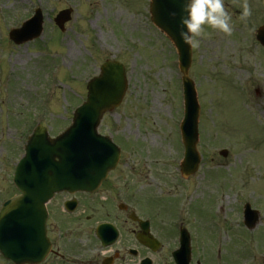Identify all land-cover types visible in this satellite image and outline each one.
<instances>
[{"label": "rangeland", "instance_id": "rangeland-1", "mask_svg": "<svg viewBox=\"0 0 264 264\" xmlns=\"http://www.w3.org/2000/svg\"><path fill=\"white\" fill-rule=\"evenodd\" d=\"M32 1L35 4L0 0V181L9 182L8 194L14 192L10 178L34 126L40 123L54 135L64 131L85 99L86 82L108 59L124 65L128 80L122 104L103 117L98 129L121 150L119 169L112 175L137 181L147 176L154 193H165L167 185L155 177L167 172L178 177L173 165L183 159L178 133L183 120L181 75L173 46L147 19L143 0ZM247 2L252 15L245 22L239 17L245 0H225L233 13L232 34L206 26L201 47L191 48L188 76L202 109L198 151L203 164L193 181L210 188L211 184L203 185L208 181L203 176L212 174L221 180L216 198L232 183V196L247 195L249 203L262 205L264 54L255 31L264 24V1ZM33 7L45 18L42 37L16 46L8 40L9 27H19ZM67 7L74 13L60 33L52 19ZM222 149L228 152L225 159L218 155ZM167 190L166 196L177 197L176 186ZM209 200L198 210H214ZM178 209L174 203L150 210L168 214ZM204 225L215 232L217 255L220 244H235L237 229H213L208 217Z\"/></svg>", "mask_w": 264, "mask_h": 264}, {"label": "flooded vegetation", "instance_id": "flooded-vegetation-1", "mask_svg": "<svg viewBox=\"0 0 264 264\" xmlns=\"http://www.w3.org/2000/svg\"><path fill=\"white\" fill-rule=\"evenodd\" d=\"M155 178L167 185L166 195L177 184V199L156 196L147 176L137 181L111 174L95 192L54 197L46 206L49 250L36 264H264V206L248 209L246 197L232 196V183L231 192L216 198L221 180L213 176L203 177L210 188L193 181L196 175L176 182L169 175ZM9 198L8 182L1 180L0 209ZM208 198L215 209L199 211ZM174 203V213L151 211L153 204ZM207 217L213 229H237L235 244H220L218 255L215 232L204 225ZM0 264L15 263L0 254Z\"/></svg>", "mask_w": 264, "mask_h": 264}, {"label": "water", "instance_id": "water-1", "mask_svg": "<svg viewBox=\"0 0 264 264\" xmlns=\"http://www.w3.org/2000/svg\"><path fill=\"white\" fill-rule=\"evenodd\" d=\"M151 19L173 42L183 73L185 118L182 124L186 158L182 172L188 175L196 169V120L198 107L192 82L187 78L190 48L179 37V10L181 0H152ZM172 12L178 15L173 18ZM23 25L24 35L10 34L16 44L36 38L41 31V17ZM70 20V11L61 12L55 19L60 30ZM28 27V28H26ZM257 40L264 46V26L257 31ZM126 89L123 67L106 62L100 76L87 85V101L74 111L72 124L54 141L47 139L42 130L34 132L25 148V157L18 164L14 183L20 197L4 205L0 214V251L19 250L13 254L21 262L32 263L45 254L44 204L54 193L94 189L106 173L113 169L118 150L106 138L97 135L96 128L103 113L117 107ZM223 156L226 154L223 153ZM88 178H85V177Z\"/></svg>", "mask_w": 264, "mask_h": 264}, {"label": "clouds", "instance_id": "clouds-1", "mask_svg": "<svg viewBox=\"0 0 264 264\" xmlns=\"http://www.w3.org/2000/svg\"><path fill=\"white\" fill-rule=\"evenodd\" d=\"M177 15V12L171 13L173 18ZM251 15L252 8L245 0L239 17L246 22ZM206 26L225 36L232 34L233 13L226 7L225 0H181L178 22L181 41L192 49H199Z\"/></svg>", "mask_w": 264, "mask_h": 264}]
</instances>
